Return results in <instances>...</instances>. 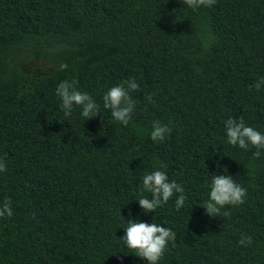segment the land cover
<instances>
[{
  "label": "trees",
  "instance_id": "1",
  "mask_svg": "<svg viewBox=\"0 0 264 264\" xmlns=\"http://www.w3.org/2000/svg\"><path fill=\"white\" fill-rule=\"evenodd\" d=\"M32 59L38 70L22 66ZM131 77L140 88L124 126L103 96ZM261 77L264 0H0V206L10 198L14 212L0 218V264H148L122 239L130 219L177 234L159 264H264V150L255 158L225 129L242 116L264 134V87L249 90ZM72 79L101 114L74 105L65 117L56 88ZM154 121L172 129L164 142L151 139ZM158 168L184 187L180 210L178 193L141 208ZM217 174L248 190L228 217L200 205Z\"/></svg>",
  "mask_w": 264,
  "mask_h": 264
},
{
  "label": "clouds",
  "instance_id": "2",
  "mask_svg": "<svg viewBox=\"0 0 264 264\" xmlns=\"http://www.w3.org/2000/svg\"><path fill=\"white\" fill-rule=\"evenodd\" d=\"M184 4L193 10L200 7H212L216 0H182ZM65 66L61 67L64 70ZM79 81L77 79L64 80L56 88V94L62 100L61 107L64 110L65 117L72 115L73 106L82 108L81 115L86 120L97 116L100 113V106L93 97L87 92H81L78 89ZM127 85V87H125ZM264 87V77L258 79L250 86V91L255 88L260 91ZM140 85L135 77H131L122 84L111 87L103 96V106L111 111L112 117L127 126L135 110L136 102L131 96V92L138 91ZM154 94H147L146 98L149 103L155 104ZM227 142L233 146H239L248 150L249 145L256 148L253 153L255 158H259L261 150H264V134L246 126L242 116L239 119L229 117L225 121ZM172 129L168 125H163L159 121L153 122V131L151 139L157 143L164 142L171 134ZM7 171L5 157H0V172ZM247 188L238 184L232 175H214L211 180L209 198L200 204L206 209L209 216H230V211H223L226 206H238L245 203ZM151 193V199L144 197L143 193ZM184 187L175 180H169L168 174L162 168H158L144 175L141 186V198L139 204L145 213H151L168 203L177 193L179 194L175 201L176 210H180L187 199L184 195ZM14 215L10 198H5L3 205L0 206V218H11ZM35 215V214H33ZM126 235L122 237L126 246L132 250V253L144 258L148 264H159L169 248V243L175 247L176 233L168 227L156 223L136 222L128 220V225L124 227ZM253 243L250 235L242 234L238 244L248 247Z\"/></svg>",
  "mask_w": 264,
  "mask_h": 264
},
{
  "label": "rangeland",
  "instance_id": "3",
  "mask_svg": "<svg viewBox=\"0 0 264 264\" xmlns=\"http://www.w3.org/2000/svg\"><path fill=\"white\" fill-rule=\"evenodd\" d=\"M24 68L28 69L29 67H33L34 69L36 68L37 70L40 68L41 64L36 61L35 59H32L29 63H25L22 65Z\"/></svg>",
  "mask_w": 264,
  "mask_h": 264
}]
</instances>
